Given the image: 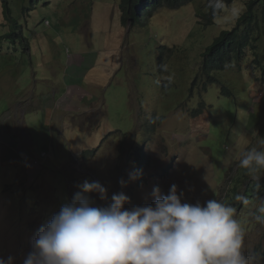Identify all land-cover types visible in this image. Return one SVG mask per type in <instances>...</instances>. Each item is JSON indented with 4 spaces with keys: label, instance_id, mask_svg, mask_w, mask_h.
<instances>
[{
    "label": "rangeland",
    "instance_id": "1",
    "mask_svg": "<svg viewBox=\"0 0 264 264\" xmlns=\"http://www.w3.org/2000/svg\"><path fill=\"white\" fill-rule=\"evenodd\" d=\"M31 1L18 0L17 13L27 37L24 41H30V46L26 44L23 50L19 43L17 50L9 51L12 43L0 36V128L3 125L12 136L17 131L23 144L12 149L17 157L0 151L5 159L0 164V257L13 254L15 264H23L40 226L60 210V199L72 200L84 180L102 183L110 199L123 191L131 201L125 205L127 209L153 204V189L159 187L161 195H166L172 184L188 203L225 198L226 181L241 177L244 171L239 166L242 153L264 137V100L254 108L257 118L249 129L247 96L226 98L217 87L219 81L210 86L201 82L193 91L190 86L200 71L203 51L223 28H231L241 5L232 6L224 17L210 23L207 2L202 6L204 18L194 2L159 7L150 19L154 28L149 21L156 37L138 26L131 31L130 40L128 28L121 35L124 27L118 0ZM3 2L0 0V25L5 23ZM5 30L7 34L8 27ZM2 31L0 27V34ZM74 70L89 73L75 80L81 86L71 90L65 82ZM249 73L245 71V82L250 81ZM88 76L102 79L101 85H90ZM38 78L46 82L35 83ZM56 82L61 84L51 85ZM82 87L88 100L94 96L93 102L99 101L95 111L82 117L61 113V106L87 110L88 100L78 102ZM250 97L254 101L259 97L253 81ZM203 100L205 114L193 116ZM38 109L26 116L28 110ZM53 111L58 113L49 120ZM154 115L156 123L163 120L144 143L145 128H151ZM24 117L32 124L29 131ZM67 118L77 121L83 131L73 123L70 126ZM4 127L0 129L2 140ZM143 145L151 154L149 182L135 181L121 188L120 179L128 180L134 171V162L127 159L130 151ZM89 149L93 151L85 158L83 153ZM21 151H26V158ZM173 158L174 167L169 168ZM153 175L158 177L156 185ZM91 197L96 205L106 206L107 201L97 194ZM256 206L248 200L237 218L245 228L243 250L250 264H264V223L258 222Z\"/></svg>",
    "mask_w": 264,
    "mask_h": 264
},
{
    "label": "clouds",
    "instance_id": "2",
    "mask_svg": "<svg viewBox=\"0 0 264 264\" xmlns=\"http://www.w3.org/2000/svg\"><path fill=\"white\" fill-rule=\"evenodd\" d=\"M169 1L174 0H118L121 24L124 27L121 35L124 36V33L126 34V28H128V36L131 40V31L135 27L142 26L149 30L152 38H155L157 33L155 30L150 31L149 21L155 16L157 8L163 6L170 8L178 7L188 1L190 3H196L199 9H201V4L206 3V0H179L178 4L171 5L168 3ZM248 1L251 0H234L225 6L222 15L213 18L212 22H217L216 19L224 17L225 13L232 6L240 4L241 11L230 25L231 28H228L232 29L236 26L239 16L247 11L246 3ZM8 2H16L14 13L19 18L21 33L26 40L27 37L24 32L23 22H21L20 17L17 15L19 9L18 0H8ZM35 2L36 0L31 1L34 4ZM23 3L26 4L24 0ZM26 8L29 9V7ZM243 10L245 11L243 12ZM3 16L5 23L0 25L3 29L0 36L4 40L11 42L8 38L11 28L10 24L6 21L4 8ZM25 22H27L25 26L29 29L28 20ZM45 24H49V21H45ZM150 26L154 28L151 21ZM7 27V34H5ZM250 29L252 31L251 36L244 29L237 32V40L241 44L248 46V49L254 54V59L257 63H262L257 64L250 71L249 76L253 78L250 81L256 83L257 90L264 91V75L262 73V69H264V36L255 26H252ZM82 35L85 37V32ZM88 37L91 38L90 33ZM19 43L23 45V50L26 49L24 47L26 44L30 46V41H18L17 43H12L13 46H10L7 50H17ZM131 46H133V41H131ZM206 50L203 51L202 58H204L203 55ZM164 53H166V50H163ZM161 55L160 57H162ZM160 59H158V62ZM201 65L202 59L198 69L200 71L194 77L195 84L190 86L191 91L199 87L201 82L205 83L204 86L215 84L213 82L218 81L216 77H218L220 84L217 87L222 88L220 80L227 81L231 78L234 79L235 76L233 74L241 75V73H230L227 75L224 72L220 77H215L214 73L209 77L206 74H202ZM91 68L94 69V65ZM74 72L77 71L74 70ZM87 72L89 71L87 70ZM87 80L92 86H100L102 83V79L96 77L88 76ZM41 81L45 80L38 78L35 80V83ZM67 81L65 85H68L71 90L81 86L78 82L69 85ZM60 84L56 82L51 85L59 86ZM130 92L132 93V89H130ZM85 95L86 93L82 87V96L78 102L87 101L88 96ZM261 97L263 95L259 93L258 99ZM250 99L254 101L253 98L250 97ZM93 100L94 96L86 102L87 110L78 107L68 108V106H61L62 108L59 111L64 115H70L72 117L79 115L82 117L86 113H93L95 111L94 109L97 107L95 104L99 101L93 102ZM263 100L260 103H263ZM201 103L203 111L201 113L195 112L193 116L205 114V109H207L205 107V101L203 100L199 103V109L201 108ZM260 103L253 105L251 111H247L249 112L247 119L251 114L252 119L253 117L255 119L257 118L254 115V108L261 106L259 105ZM39 109L31 113L28 110L26 116L38 113ZM236 110H238L237 106ZM55 113H58V111H53L49 120L53 119ZM152 115L153 112L151 113ZM24 118L27 131H29L31 129L29 127L32 124L28 123L26 117ZM75 118L79 119V117ZM65 120L69 122L70 126L72 123L74 127L78 125L75 120L73 122L69 118ZM86 120L88 121L87 117ZM162 120V118H159L158 122H162ZM156 121L157 118L154 115L151 120V128H145L144 143L149 133L153 132L158 125ZM41 123L42 120L39 124ZM60 125H65L63 120ZM248 125L247 123V127ZM2 127L4 126L1 125ZM53 128H58V126L56 125ZM248 128L250 129L252 127ZM9 129L10 131L13 130L11 128ZM6 130L4 131L3 140L0 138V151H4V155L6 156L13 157L14 155H18L16 151L12 150L13 147L23 144L17 131L12 136ZM124 136L127 137V134H124ZM135 136H138V131ZM138 148H142L144 151H135ZM89 151H93V149L86 150L83 153L85 158ZM21 152L26 158V151ZM42 154L43 157L47 155L46 152ZM18 159L22 160V157H18ZM127 159L134 162V171L129 173L128 180L120 179L119 184L121 188H126L129 183L135 181L136 183L146 185L149 182L147 176H150L148 169L152 166L151 154L145 150L144 145L135 146L130 151ZM4 160L0 155V164ZM174 162L175 158H173L169 168L174 167ZM39 165L41 169L40 162ZM239 166L244 171L246 170V174L249 176L248 183L241 187V193L245 195L244 191L250 183L255 185L253 188V197L250 201L257 203L254 212L257 213L258 222L264 223V177H261V174H264V137H259L257 145L250 147L242 153L241 158H239ZM153 178H155L156 185L157 175H153ZM231 179L226 181L227 184ZM77 187L80 191L74 193L72 200L64 202L60 199L62 202L60 210L53 214L46 224L40 226L32 241V251L23 257V264H250V259L245 255L243 250L245 228L237 218L238 214L241 215V207L237 202L233 206L217 199H211L205 203H188L183 200L184 193L178 189L176 184H172L166 195H161L159 187L153 189L152 194L155 197L153 204L136 205L127 209L125 205L131 203V201L130 197L123 191L113 193L110 199L107 187L98 181L84 180ZM136 187L139 188V185L137 184ZM93 193L97 194L100 200L107 201L105 202L106 206L96 205V202L91 197ZM235 199L243 200L244 203L241 206L248 204V200L239 195ZM259 207L261 209L257 210ZM250 228L248 227L247 230L249 231ZM255 254L259 255L260 250H256ZM0 264H15V257L13 254H10L7 258L0 257Z\"/></svg>",
    "mask_w": 264,
    "mask_h": 264
},
{
    "label": "trees",
    "instance_id": "3",
    "mask_svg": "<svg viewBox=\"0 0 264 264\" xmlns=\"http://www.w3.org/2000/svg\"><path fill=\"white\" fill-rule=\"evenodd\" d=\"M234 0H206L208 3L207 11L209 12V17L204 13L202 6L205 3L201 4V10L203 11L202 18L207 17L208 23L212 22V19L215 17H220L223 14V10L225 6L233 2ZM179 0L169 1L171 5L178 4ZM16 2L9 3L8 0H4V14L6 17V21L10 24V33L9 39L12 43H17L18 41L23 42L25 40L24 36L21 33V27L19 23V18L15 15ZM247 11L242 13L232 29L223 28L221 33L213 40V43L208 46L206 52L202 58L201 72L202 74H206L210 77L214 73L215 77L219 76L224 72L227 75L230 73H241V76H236L234 79L231 78L227 81L220 80L222 84L223 94L226 98H231V96L236 97H245L246 98V106L245 108L248 111H251L253 105L258 104L264 99V91H258L263 95L257 101H252L250 99V81L244 80V72L245 70L252 71L253 68L257 64L254 59V54L248 49V46L245 44H241L237 40V32L244 29L247 34L251 36V27L255 26L264 36V0H251L246 3ZM246 26V27H245ZM225 63V64H224ZM262 73L264 75V69H262ZM213 78V77H212ZM211 78V79H212ZM219 81L218 77H216ZM229 78V77H228ZM253 79L250 77V80ZM201 108L198 109V112L201 113L202 103L200 104ZM253 112V111H252ZM251 113V112H250ZM248 127L254 126L255 118L249 116ZM135 151H144L142 148L135 149ZM241 177L233 178L227 184V194L225 198L221 201L224 203L231 204L232 206L237 202L241 207L243 204V200H236L235 197L237 195L245 198L246 200H251L253 197V188L255 185L250 183L248 187L245 189L243 195L241 193V187L244 184H247L249 181V176L246 174V170L242 173ZM218 191L215 192V194ZM221 199V197H220ZM259 207L257 210H260Z\"/></svg>",
    "mask_w": 264,
    "mask_h": 264
},
{
    "label": "crops",
    "instance_id": "4",
    "mask_svg": "<svg viewBox=\"0 0 264 264\" xmlns=\"http://www.w3.org/2000/svg\"><path fill=\"white\" fill-rule=\"evenodd\" d=\"M89 72H85V74H78L77 72H74L73 76L69 78V80L67 81V83L70 85V84H73V83H77L75 80L79 79V78H82V77H87V74ZM84 75V76H83ZM84 82V81H82Z\"/></svg>",
    "mask_w": 264,
    "mask_h": 264
}]
</instances>
